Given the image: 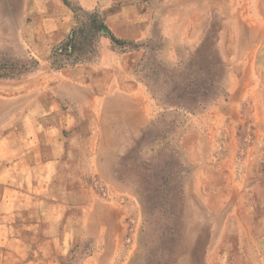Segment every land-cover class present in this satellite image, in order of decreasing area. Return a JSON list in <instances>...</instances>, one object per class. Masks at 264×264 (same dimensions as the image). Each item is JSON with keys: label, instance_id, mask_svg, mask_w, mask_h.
Here are the masks:
<instances>
[{"label": "rangeland", "instance_id": "1", "mask_svg": "<svg viewBox=\"0 0 264 264\" xmlns=\"http://www.w3.org/2000/svg\"><path fill=\"white\" fill-rule=\"evenodd\" d=\"M91 2L0 0V152L27 144L4 135L28 130L30 82L65 163L41 180L39 208L24 181L0 184V264H264V0ZM122 3L140 12L123 29L144 39H110L130 59L105 75L110 37L86 14L105 23ZM23 38H64L51 70ZM85 82L95 107L72 101L68 85ZM91 208L109 219L106 239L88 232Z\"/></svg>", "mask_w": 264, "mask_h": 264}, {"label": "crops", "instance_id": "2", "mask_svg": "<svg viewBox=\"0 0 264 264\" xmlns=\"http://www.w3.org/2000/svg\"><path fill=\"white\" fill-rule=\"evenodd\" d=\"M80 4L83 7H89L92 3L91 0H79ZM63 6H65L63 4ZM58 8H61L59 6ZM64 9H67L66 6ZM63 10V9H62ZM65 11V10H64ZM140 17V12L138 6L136 4L130 3H122L120 10L110 13L106 19L105 24L109 28L112 35L120 38V40H133L140 41L144 38H131L135 36H131L123 28H137L138 18ZM58 18V17H57ZM119 20V21H118ZM122 29L121 33L118 34V29ZM227 31L230 30L228 28V22L226 24ZM64 38H23L24 44L29 50V54L37 60L41 61L42 69L47 72V70H51L48 64L46 63V58L50 54L51 47L56 43H59ZM101 65H103L99 73L109 74L110 69H114L115 60L114 59H130V55L128 53H124L122 56L118 58L116 55V51L110 45V38H101ZM116 55V56H115ZM92 69V66H89ZM84 68H79L76 71L78 76H82V70ZM92 74V73H91ZM28 82V113L23 115L27 119L28 122V130L23 131H10L4 137L9 138L12 135H15L17 138H21L26 142L25 146L15 147V149H3L0 154V184L10 187L15 184L11 182H7L10 180L15 181H24L28 185V201H32L33 207H40L39 203L42 200L38 197L40 193V187L42 186L41 180L44 178L56 179L59 175V172L65 170L64 159V145H62L61 141H59V135L55 138H51V133H55L54 127L49 126L47 118L39 115L32 114L34 108H43L42 101L37 100V98L32 93L37 90L36 86L29 84ZM26 84V85H27ZM64 83L60 84V88L65 89ZM71 88V91H74L72 101H75L80 106H91L95 107L97 105L96 94L94 90H96L90 83H77L73 86L68 85ZM108 85L104 86V90H111ZM43 89V87H42ZM46 114V113H44ZM22 117V118H23ZM130 119H128L129 121ZM44 122V123H43ZM131 123V121H129ZM133 123V122H132ZM61 128V126H59ZM62 131V128H61ZM8 151V152H7ZM96 165L95 161L92 162ZM23 172V173H22ZM26 180V181H25ZM21 182L16 184L17 186H21ZM16 186V187H17ZM2 201V200H0ZM28 202V203H29ZM30 204H28L29 207ZM3 212L0 213V218L3 217ZM9 230L6 225H0V240L3 234L7 233ZM7 231V232H6ZM28 231H30V227L28 226Z\"/></svg>", "mask_w": 264, "mask_h": 264}, {"label": "bare ground", "instance_id": "3", "mask_svg": "<svg viewBox=\"0 0 264 264\" xmlns=\"http://www.w3.org/2000/svg\"><path fill=\"white\" fill-rule=\"evenodd\" d=\"M258 30H259V27H258V25H256L255 27H252V29L249 31L250 34L248 35V33H247L246 35L249 36V38L251 40H253V38H256V34H257ZM107 219H108L107 215H104V214L102 215V214L98 213L97 211H94L93 208H91L88 212L87 220H86L87 221L86 226H87L88 232H92L93 230H95L94 227H99V229L102 232V235L106 239V237L110 233L109 232V219L108 220ZM105 239H104V241H105Z\"/></svg>", "mask_w": 264, "mask_h": 264}, {"label": "trees", "instance_id": "4", "mask_svg": "<svg viewBox=\"0 0 264 264\" xmlns=\"http://www.w3.org/2000/svg\"><path fill=\"white\" fill-rule=\"evenodd\" d=\"M66 5H67V3H66ZM86 15H87L86 17L89 19V23H90L89 25L93 28L94 31H96V33L104 34V35L110 37V39L113 42H117V39L114 38V36L112 35V33L110 32L109 28L107 27V25L105 23H103V22L98 23L96 21L95 15H92V14H86ZM75 37H76V32H75V30H72V32L67 37V41L70 43ZM68 49H69V52H71V53H73V51L76 50L73 47H69ZM70 58H71V56H70ZM73 60H76V58H73Z\"/></svg>", "mask_w": 264, "mask_h": 264}]
</instances>
